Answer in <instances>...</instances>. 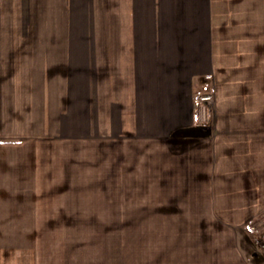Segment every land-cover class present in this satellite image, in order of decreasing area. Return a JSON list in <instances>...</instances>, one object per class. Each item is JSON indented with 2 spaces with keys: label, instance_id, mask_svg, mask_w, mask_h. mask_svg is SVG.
Here are the masks:
<instances>
[{
  "label": "crops",
  "instance_id": "obj_1",
  "mask_svg": "<svg viewBox=\"0 0 264 264\" xmlns=\"http://www.w3.org/2000/svg\"><path fill=\"white\" fill-rule=\"evenodd\" d=\"M99 1L130 24L80 68L0 44V238L168 227L186 264H264V0Z\"/></svg>",
  "mask_w": 264,
  "mask_h": 264
},
{
  "label": "rangeland",
  "instance_id": "obj_2",
  "mask_svg": "<svg viewBox=\"0 0 264 264\" xmlns=\"http://www.w3.org/2000/svg\"><path fill=\"white\" fill-rule=\"evenodd\" d=\"M125 6L130 4L99 0L0 2V44L52 47L53 51L42 52V65L64 72L72 64L80 68L83 43H112L114 27H128ZM120 7L125 13H120ZM72 58L76 64L69 62ZM258 229L264 235V230ZM170 234L168 227L164 232L135 225L58 227L53 228V238H0V264H186V244H180V238H168Z\"/></svg>",
  "mask_w": 264,
  "mask_h": 264
},
{
  "label": "built area",
  "instance_id": "obj_3",
  "mask_svg": "<svg viewBox=\"0 0 264 264\" xmlns=\"http://www.w3.org/2000/svg\"><path fill=\"white\" fill-rule=\"evenodd\" d=\"M207 79H211V76H207ZM195 104L196 120L200 123L209 122L215 105L214 95L209 92L200 93L196 96ZM259 227L264 230V214L261 217ZM251 230H257V226H252Z\"/></svg>",
  "mask_w": 264,
  "mask_h": 264
}]
</instances>
